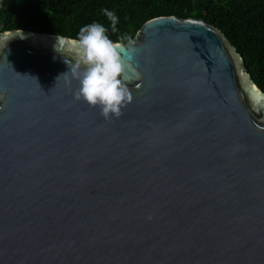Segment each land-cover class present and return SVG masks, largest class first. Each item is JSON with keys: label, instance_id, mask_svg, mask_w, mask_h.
I'll return each instance as SVG.
<instances>
[{"label": "water", "instance_id": "water-1", "mask_svg": "<svg viewBox=\"0 0 264 264\" xmlns=\"http://www.w3.org/2000/svg\"><path fill=\"white\" fill-rule=\"evenodd\" d=\"M20 32L0 40V264H264V91L220 29L157 16L115 42L130 99L108 118L57 78L71 37L0 34Z\"/></svg>", "mask_w": 264, "mask_h": 264}, {"label": "trees", "instance_id": "trees-1", "mask_svg": "<svg viewBox=\"0 0 264 264\" xmlns=\"http://www.w3.org/2000/svg\"><path fill=\"white\" fill-rule=\"evenodd\" d=\"M103 9L112 11L113 26ZM198 18L220 29L241 53L243 64L264 91V0H0V32L25 29L76 38L93 21L113 42H126L148 19Z\"/></svg>", "mask_w": 264, "mask_h": 264}, {"label": "clouds", "instance_id": "clouds-1", "mask_svg": "<svg viewBox=\"0 0 264 264\" xmlns=\"http://www.w3.org/2000/svg\"><path fill=\"white\" fill-rule=\"evenodd\" d=\"M102 11L115 30L116 15L108 9ZM106 31L103 24L95 21L82 26L76 38L69 39L77 53V59L70 67L64 61L67 71L57 76L63 75L66 81L69 76L75 79L78 82L75 98L97 107L104 118H108L110 114L118 116L121 107L130 99L126 82L121 76V58L116 51L121 45L110 40ZM20 34L21 32L0 34V40H8ZM59 42L64 44L65 40L61 38Z\"/></svg>", "mask_w": 264, "mask_h": 264}, {"label": "snow or ice", "instance_id": "snow-or-ice-1", "mask_svg": "<svg viewBox=\"0 0 264 264\" xmlns=\"http://www.w3.org/2000/svg\"><path fill=\"white\" fill-rule=\"evenodd\" d=\"M253 88H255V86H253Z\"/></svg>", "mask_w": 264, "mask_h": 264}]
</instances>
